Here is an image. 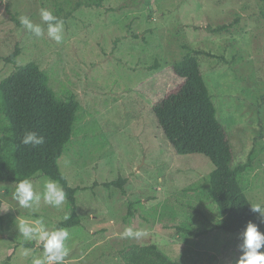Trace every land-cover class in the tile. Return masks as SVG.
<instances>
[{"label":"rangeland","instance_id":"rangeland-1","mask_svg":"<svg viewBox=\"0 0 264 264\" xmlns=\"http://www.w3.org/2000/svg\"><path fill=\"white\" fill-rule=\"evenodd\" d=\"M89 2L0 0V78L37 61L57 92H75L80 101L74 135L59 160L69 184L81 188L76 196L83 220L69 231L65 262L123 264L119 251L136 243L158 244L188 264H236L244 232H211L213 237L199 242L179 233V225L199 231L218 216L211 201L190 190L215 165L195 145L169 138L153 107L179 88L182 79L172 64L186 55V45L225 55L220 63L201 55V71L233 143V166L245 161L253 147L259 152L256 169L245 182L252 203L264 210V0H108L100 7ZM42 8L63 20L60 42L47 35ZM21 16L42 24L44 35L27 31ZM236 19L230 32L213 35L207 30ZM17 48L16 62L8 61ZM155 58L162 65L157 70L148 67ZM120 177L128 180L125 194L121 187L103 186ZM49 179L42 175L30 181L42 193ZM15 187L0 184L5 202L0 264H32L33 256H42L43 245L20 235L18 218H43L54 230L70 210L66 199L60 207L41 199L35 210L22 208L13 199ZM130 201H140L131 217ZM129 227L145 234L124 237ZM21 248L32 252L23 257Z\"/></svg>","mask_w":264,"mask_h":264},{"label":"trees","instance_id":"trees-1","mask_svg":"<svg viewBox=\"0 0 264 264\" xmlns=\"http://www.w3.org/2000/svg\"><path fill=\"white\" fill-rule=\"evenodd\" d=\"M106 1L90 0L89 3L100 7ZM260 14L264 19V9ZM237 22L238 19L219 26L208 25L207 30L220 35L230 32ZM186 48V55L172 64L174 73L182 79L179 88L157 102L153 111L169 138L195 145L214 163V170L190 190L211 201L217 207L218 216L211 222L212 226L199 231L189 224L179 225L178 231L199 242L203 236L213 237L211 232L225 235L244 232L251 222L264 233L260 213L251 210L254 204L245 182L247 175L256 169L259 152L253 147L245 161L233 166V143L218 118L217 107L201 71V55L212 57L218 63L226 60V56L189 45ZM19 54L17 48L6 59L16 62ZM154 60V64L148 67L157 70L162 65L158 58ZM79 109L80 101L75 92H57L49 72L37 61L19 65L9 75L0 78V184L17 185L25 178L37 180L42 175L56 181L66 193L70 210L67 219L61 220L57 228L68 231L83 224L76 196L81 188L69 184L59 160L74 135ZM30 131L44 137V143L36 146L23 144V136ZM127 181V178L120 177L104 182L103 186L109 190L121 187L125 194ZM4 203L0 198V218ZM138 203L140 201L129 202V217L135 216V204ZM260 251L264 252V246ZM119 256L123 264H188L172 258L158 244L133 243L122 248ZM63 264H67L65 259Z\"/></svg>","mask_w":264,"mask_h":264},{"label":"clouds","instance_id":"clouds-1","mask_svg":"<svg viewBox=\"0 0 264 264\" xmlns=\"http://www.w3.org/2000/svg\"><path fill=\"white\" fill-rule=\"evenodd\" d=\"M20 24L31 34L36 37L44 35L42 24L34 23L29 17L21 16ZM40 19L47 24V35L60 42L63 39L64 22L62 19L53 15L47 9L40 10ZM22 143L25 145H40L44 143V137L38 136L35 132H26L22 138ZM13 199L19 206L25 209L35 210L43 199L44 203L55 207L63 205L66 199V193L63 188L54 180H47L44 183L43 192L34 190V186L27 178L17 183ZM253 212L264 215L260 205H251ZM67 219V217H65ZM17 226L19 233L26 241H38L43 245V254L41 257L33 256L32 264H63L65 257L68 255L66 241L70 237V233L66 228H56L49 230L43 218L29 221L23 218H18ZM145 233L140 230L134 231L133 228H126L122 234L128 238H140ZM244 243L241 246L243 254L239 257L236 264H264V252L260 251L264 246V233L254 223H249L246 231L243 233ZM32 250L21 248L20 255L28 257Z\"/></svg>","mask_w":264,"mask_h":264}]
</instances>
